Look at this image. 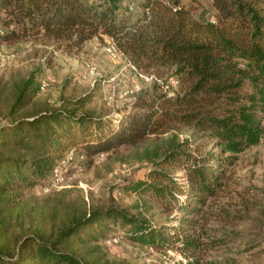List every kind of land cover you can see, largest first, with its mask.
<instances>
[{
	"label": "trees",
	"instance_id": "trees-1",
	"mask_svg": "<svg viewBox=\"0 0 264 264\" xmlns=\"http://www.w3.org/2000/svg\"><path fill=\"white\" fill-rule=\"evenodd\" d=\"M181 1L132 0V9L120 11L119 0H0V10L8 17L0 41L32 34L78 46L104 34L160 81H153L152 92L139 95L115 122L81 111L86 100L80 97L0 126V264H100L103 257L93 256L96 248L85 246L104 239L110 227L123 228L131 241L157 250L177 243L185 250L200 248L197 238L181 239L178 227L172 233L165 225H153L142 211L131 214L113 205L82 212L49 234L11 238L8 233L23 190L52 179L66 150L97 155L189 128V137L179 139L173 133L159 156L148 155L153 167L147 179L126 187L189 214L220 185L212 162L223 158L205 152L200 141H214L221 152L232 155L227 160L261 142L264 0H210L212 12L198 17ZM133 7L142 11L133 12ZM171 77L175 86L165 89ZM36 89L29 79L16 85L9 114L22 110ZM179 167L186 170L185 184L174 177ZM140 205L149 207L147 201Z\"/></svg>",
	"mask_w": 264,
	"mask_h": 264
},
{
	"label": "rangeland",
	"instance_id": "rangeland-1",
	"mask_svg": "<svg viewBox=\"0 0 264 264\" xmlns=\"http://www.w3.org/2000/svg\"><path fill=\"white\" fill-rule=\"evenodd\" d=\"M181 2L196 17L201 13L208 16L213 10L210 0ZM132 4V0L118 2L120 11L132 9ZM132 11L142 9L133 7ZM7 19L0 10V31L5 30ZM12 26L9 24L8 28ZM24 79L31 80L37 89L22 110L10 115L16 99L15 86ZM153 81L160 82L136 66L104 34L78 46L59 45L32 34L14 42L0 41V126L41 107H58L64 99L80 97L86 100L81 111L115 122L139 95L152 92ZM175 83L171 77L164 88ZM173 133L183 139L190 136L191 130L172 129L97 155L66 150L52 179L40 180L23 190L20 206L11 219L10 237L49 234L82 212L113 205L131 214L142 211L153 225H165L172 233V227H178L181 239L197 238L200 248L185 250L177 243L157 250L131 241L123 228L110 227L104 239L85 246L96 248L93 256L103 257L100 264H185L195 259L199 264H264V135L259 144L229 160L232 155L221 152L214 141H200L205 152H218L217 156L223 158L220 163L212 162L220 174V185L188 214L174 203L169 208L126 188L147 179L149 168L153 167L148 155L159 156ZM185 174L184 167L174 170V177L184 184ZM178 197L186 199L185 195ZM144 201L148 209L140 205ZM54 206L57 212L53 211Z\"/></svg>",
	"mask_w": 264,
	"mask_h": 264
}]
</instances>
